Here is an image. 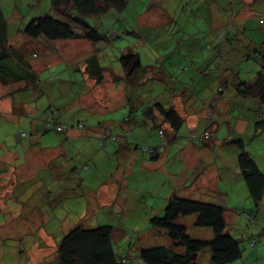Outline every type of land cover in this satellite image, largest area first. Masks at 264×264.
Returning <instances> with one entry per match:
<instances>
[{"label": "trees", "instance_id": "obj_1", "mask_svg": "<svg viewBox=\"0 0 264 264\" xmlns=\"http://www.w3.org/2000/svg\"><path fill=\"white\" fill-rule=\"evenodd\" d=\"M40 1L22 0V2L18 3L14 0L8 4L7 10L0 4V87L9 88L6 94L10 97L13 105L21 102L26 104L27 100L25 97L21 96L18 98L15 97V94L23 93L25 95V93H31L35 97L38 93L37 96L40 97L44 92V81L49 82L47 83L48 85H52L53 83L51 82L56 81L59 84H67L68 89L66 91L75 93L74 99L77 101L76 103L80 104V101L90 93H93L96 87L102 86L109 80L114 91L121 93L123 97V102L119 106L114 105L112 112L118 109L124 111V117L122 118L124 130L120 132L118 127H113L114 129H112L110 123L114 121L102 120V115L98 114V111L89 108L85 109L88 115L91 116L90 126H87L82 120L74 122H66L67 120H64L65 122L61 123L62 114H59V108H54L52 103H50L48 106L43 107V110L40 109L42 110L40 115L44 117L43 124H35V120L31 119L26 124L32 127V133L29 127L27 129L29 133L25 131L27 126H25V129L16 130V133L22 136L24 141L30 142L32 146L29 149L32 150L33 146H36L30 139L32 134H40L49 139L52 135L65 137L72 131L84 132L88 128L101 127L96 138V147L105 149L107 142L118 143L121 146L126 145L130 148V144H132L135 150L131 148V152L140 154V160L133 158V162L138 166V161L141 163L143 159L147 166L155 165L157 168H145L150 170V175H153V178L151 177L152 180L158 183L156 188L159 186L162 190L164 185H167V188L163 197L155 205L149 206L153 212H149L151 215L146 214L148 216L146 217L147 221L142 217V222L145 221L151 230L157 231L162 235L164 241H159V244L162 245H157V243L154 244L155 246L153 244H145L146 247H139L138 255H131L133 253L132 247L128 243L126 251L123 255H120L113 248L116 231L110 224H98L92 228H85L80 224L73 225L57 239L53 237V232H48L41 224L40 234L44 233L54 239L55 248L48 256L39 258V255H35L38 257L35 258L36 261L33 263L27 257L28 262L26 264H133L135 258L138 259V264H199L198 255L202 251L209 253L210 264H235L238 261H240L238 264H259L257 261L250 260L253 252H247L246 246L251 250L259 247V235H255L257 236L255 237L252 235L253 233L249 235L247 233L249 230V232H254L251 228L259 225L258 217L264 211L262 209L264 207V161L262 160L264 153L259 154L256 158L252 157V154L256 151L254 148L255 143L253 142L261 139V135L258 134L257 130H264V115H262L264 112L260 113V118L253 123V126H250L253 131L248 130L247 135L244 132L235 133L233 131L227 137L228 139L231 138L228 145L232 149L236 148L235 150H237V152L234 150L235 153L230 150L228 154L231 155L230 161L234 158L238 172L237 177L240 180L235 184L232 183V180L228 182L226 179L229 176L232 178L231 173L233 171L231 169L226 173L225 184H230L231 188L230 190L227 189L223 197H226L229 202L236 201V203L233 206L230 203L229 205L231 206L227 208L222 201H206L204 198L196 196L199 188L192 189L200 178L199 170L195 168V164L191 166L192 168L183 167L182 162L176 157L178 156L177 150L185 148L182 149L184 152L190 147L188 149L189 152L196 151V149L201 154L203 152V155L207 157H201L199 163H202V161L207 163L209 160V164H211V162L216 161V157L211 155V152L215 151V149L211 150V148L217 146L219 141H215L216 139L213 138L214 132L211 133L210 129L215 128V125L218 129L219 124L211 125L212 123L209 122V126L206 127L204 132V138H207L206 142L203 141L205 144L200 141L198 145H191L190 138H196L197 136L192 131L190 138L183 137L188 141L182 139L183 143L181 142L179 146L178 137L186 118L181 117L175 109V104L172 100L167 101L165 98V102H160L157 95L152 96L154 91L153 84L156 82V78H163L164 73L174 82L177 75L167 74V69L162 68L163 72H158V75L155 76L154 67L142 64L138 53L128 54L126 52V54L121 56L120 61L123 67L121 72H116L115 68L110 66V62H108L109 54L106 52L104 43L109 44L114 38H118L119 35L117 33L122 34V31L139 37V35L134 33L135 30H138L134 25H130L132 27L130 30L132 31H129L127 26L124 25L125 23L123 25L120 23L119 27L116 28H113L111 24L121 19L120 15L127 7L128 0H45L44 7ZM263 1L194 0L191 6L196 7V9L205 8V16H208V20L206 19L208 22L206 30L210 35L207 40L210 45L207 43L204 45L203 54H205L206 48L209 47L208 51L212 54V57L209 56L210 58H207L205 55L203 57L204 60L228 58L227 49L230 44L234 47L240 46L242 50L246 49L245 51L250 52L249 54L247 52V54L242 53L241 55L238 52L239 61L243 62L253 59L259 64L255 78L251 82L237 77V80L233 83V89L237 96L256 98L257 104L262 105H264V6L261 8L260 4ZM28 9L37 10L38 14L30 17L31 14L29 13L31 10ZM24 10L26 12H23ZM6 12H9V16L12 17L7 19ZM22 18H27L22 29L14 30L9 34L7 22L11 20L9 24L13 25V20L19 21ZM97 20L109 24L108 27L103 28L101 31L93 28L91 22L97 24ZM193 31L194 33H197V31L201 32L195 28ZM250 35H254L255 38L252 39L253 36L251 38ZM16 37H19V39L15 41V44H12L14 41L12 39H16ZM79 42L84 45L87 44L89 50L84 54L76 55L72 51V44ZM175 48H180V44L176 41L173 44V49ZM180 51L182 50L180 49ZM52 57L62 60L64 66L60 68L62 71L64 69L67 72V79L57 78L56 76L59 73L53 74V78L40 79L39 73L33 68L34 64H36L35 61L39 58L38 61L41 64L43 59ZM208 63L210 64V62ZM40 73H44V71L42 70ZM176 74H180V72ZM170 76L173 78L171 79ZM183 84L184 82H182ZM15 85L17 87L13 91L11 86ZM183 88L173 91L172 96L179 94L178 91ZM144 90L146 91L143 93ZM164 94L161 95L164 96ZM28 97L30 99L28 102H32L33 98L31 96ZM73 100L70 106H73ZM64 107L65 110L68 109L66 105ZM208 109L210 112H207L205 124L207 120L212 119V104ZM260 109L264 110L262 106H259L256 111H260ZM23 110H20L21 117L27 116L22 113ZM247 110L250 114L255 112L254 108H248ZM125 112L128 113L125 115ZM63 116L66 117L65 112ZM66 118L69 119V117ZM117 121L119 122V119ZM137 127L149 132L152 131L153 136L148 137L147 142L139 143L141 140H146V136L139 138L138 133H131ZM217 129H215V132ZM143 133L147 134L146 131ZM250 134L253 141L250 142V149L246 151L245 145L247 142L241 136ZM154 140L155 143H153ZM261 141L262 139L256 145L258 150L260 149ZM212 143L215 145H212ZM41 147L42 145H40ZM29 149L26 151H29ZM165 151L167 152L165 153ZM65 153L60 154L62 162L66 159L63 162L64 164L57 165V168H66V164H71V173L82 171L84 168L86 173L88 170L90 171V166L85 165L82 161L79 163L68 162V156L64 157ZM69 153L67 151L66 155H69ZM124 153L123 155L125 156L126 152ZM174 164L178 166L170 167ZM99 165L105 166L104 169H100L98 173L96 170H92L89 174H99L101 175V180L86 184L84 187L80 184L81 181L75 184V187L80 191L77 198L83 202L81 205L89 209H91L90 205L95 206L98 211L103 212H106L105 209L107 208L116 206L119 211L130 210L128 212H131L138 220L137 216L142 215L139 212V208L137 211L131 210L132 207L130 209L128 205L124 204L125 198H127V196L123 197L124 191H127L125 194H129V185L123 179L124 175L128 174L126 170L121 172V175L118 176L119 180H117L115 174L120 171L119 169L114 173V169L106 167L107 164ZM38 167H40V176L43 173L50 176L52 165H38ZM225 170H227L226 166ZM66 171L67 169L62 172L66 173ZM3 172V170L0 171L1 177L5 176L4 174L2 175ZM166 173L171 174L167 175ZM155 174L159 176V180L154 178ZM63 175H59L61 176L58 177L59 180L63 181L71 178L62 177ZM173 177H177L175 178V186L179 190L186 189L189 192L179 193L174 190L172 186ZM79 180L82 179L79 178ZM0 181L6 183L5 180ZM131 185V188H134L132 182ZM48 188L45 186L43 193L40 194V206L49 205L48 201L46 204L44 202L48 198L49 201L54 199L51 205L58 208L59 206L55 205L54 201L63 198L66 191L59 185L56 188V192H50ZM156 188L154 187L153 190L155 191ZM98 190L102 191V195H104L102 200H95L98 196ZM154 191L148 192L146 196L154 194ZM50 196L52 198L49 199ZM109 196L112 197L110 198ZM234 196H236V200H234ZM88 197H91L97 203L92 202ZM142 202H146L144 198ZM69 212L71 213V210ZM21 214L26 216L23 212ZM229 214L233 217L237 216V220L233 222ZM229 218L231 219L230 222H228ZM93 221H95V216L92 219ZM73 222L74 224L76 223V218L73 219ZM243 223L250 225L249 230L246 228V231L243 232V227H240ZM30 227L29 225L27 232L29 235L32 234L30 236L31 243L28 248L17 247L16 250L19 254L24 252V254L29 255L35 245L44 247L43 242L39 241L37 228L32 227L31 229ZM198 235L201 237H198ZM120 238L122 240L123 237L120 236ZM262 249V256H264V248ZM246 253H248L247 258Z\"/></svg>", "mask_w": 264, "mask_h": 264}, {"label": "rangeland", "instance_id": "obj_2", "mask_svg": "<svg viewBox=\"0 0 264 264\" xmlns=\"http://www.w3.org/2000/svg\"><path fill=\"white\" fill-rule=\"evenodd\" d=\"M13 1L14 0H0V4L3 8H5V10H7L8 4ZM16 2L19 3L22 2V0H16ZM193 2L194 0H128L127 7L120 15L121 19L117 22H112L111 24L113 28H116L119 27L120 23H122V25L125 23L124 25L127 26L129 31H132L130 30L132 29L130 25H134L138 29L135 30L134 33L139 35V37H136L132 33L126 34L122 31V34L117 33V35H119L118 38H114L109 44L104 43V45L106 52L109 54L108 62H110V66L115 68L116 72H121V70H123L120 58L123 54L128 52V54L138 53L142 64L153 66L156 73L155 76L158 75V72H163L162 68L167 69V74H173V76L177 75L174 82H172L164 73L163 78H156V82L153 84L154 91L152 96L157 95L160 102H165L166 98L167 101L172 100L174 103H177V101L178 103H185L184 107L186 113L188 114V118L184 121L178 137L179 146L181 144L180 137L181 140H185L183 137L190 138L193 129V133L197 136L196 138H190V144L198 145V142L200 141L206 142L207 138H204V132L206 131V127L209 126V122L212 123H210L211 125L219 124L218 131H216L213 135V138L217 139L219 143L216 148L215 146L211 148V150L215 149L216 151V161L211 162V164H209V160L207 163L204 161L199 163L196 156L199 150L196 149V151L193 150L189 152V154L192 155L190 156L192 158H188L185 165H187V168H192L189 166L195 164V168L199 170L200 178L192 188H199L196 196L204 198L206 201L210 202L222 201L228 208L231 206L229 204L232 202H229L228 199L223 196H225L227 189L230 190L231 185L225 184V166L230 171V165L234 161V158L230 161L231 155L228 153H230V150H233V153H235V151L237 152V150H235L236 148L232 149L230 145H228L231 140V138H227L228 134H231L229 126L231 127V125L235 122L234 124H236L241 130L246 127V122L244 125H242V123L244 117L249 113L247 110L249 107H243L242 104H246V106L250 105V107L253 108H257L258 106H262V108H264V105L262 104L254 106V102H257L256 98L237 96L234 93L233 83L237 80V77L248 82L252 81L254 78L253 73H256L259 68V64L253 59H249L247 62H241L237 58L233 59L232 57L227 59L212 58L210 60H204L203 57L205 55L207 58L209 56L212 57V54L208 51L209 47L206 48L205 54H203L204 45L206 43L210 45V42L207 41L210 35L206 30L208 16H205V8L201 7L196 9V7H191ZM40 3L43 7L45 6V0H41ZM260 5L262 8L264 6V1ZM23 12H26V10ZM29 14H31L30 17H32L37 15L38 12L37 10L32 9ZM5 15L7 19L12 17L9 16V12H6ZM26 20L27 18H22L19 21L13 20V25L9 24V22H11V20H9V22H7L9 34H11L14 30L18 31V29H22ZM96 22L97 24H95V22H91V25L98 31H101L103 28L105 29L109 25L98 20ZM194 28L200 30L201 32L197 31V33H194ZM252 36L251 38L254 39V35ZM18 39L19 37L12 39L14 40L12 44H15V41ZM175 41L180 44V48L173 49ZM180 41L182 42L180 43ZM180 49L182 51H180ZM88 50L89 46L87 44L84 45L80 42L72 44V51H74L76 55L84 54ZM211 52H213V50H211ZM242 53L247 54V51ZM38 60L39 58L35 61V63ZM208 62H210V64ZM62 66H64V63L61 61V63L45 70L44 73H39L40 79L44 80L49 79L50 77L53 78V74L56 75L55 73H59L56 76L57 78L67 79V72L64 71V69L62 71L60 68ZM253 68L255 69L254 72H252ZM177 72H180V74H176ZM69 74L71 75V73ZM172 78L173 77H171V79ZM44 82V92L40 95V97L37 95L33 97V94L31 93H25V95L23 93L15 94V97L19 98L23 96L27 100L25 105L21 104V106H19L24 109L22 113L27 116L21 117L20 110L14 113V115L11 114L12 112L9 113L10 115L8 117L0 114V157L9 152H15L13 154H9H11L14 158L16 157L12 161L14 170L12 172L9 171L11 172L10 175H7V171L5 176H3L5 178L0 176V180L6 181V183L0 181V264H26L28 262L27 257H29V261L33 263L36 261L35 258L38 257L35 255H39V258L48 256L55 248V241L44 233L40 234L41 224L45 230L53 232V237L56 239L66 233L71 227H73V225L80 224L85 228H92L98 224H110L116 231L114 234L116 235V238L113 241V248L115 252L120 255H123L126 251L128 243L132 247L133 253H131V255H138L137 253L139 247H146L145 244L154 245L157 243V245H162L159 244V241H164L162 235H160L157 231L151 230L145 221L142 222V217L146 219V217H148L146 214L151 215L149 212L153 211L149 208V206L155 205L156 202L163 197L167 185H164L162 190L159 186L156 188L158 183H155V180H152L153 175H150V170L145 167L140 168L135 164V162H133L132 158L130 159L126 155L124 156L120 153L109 152L110 154L108 155L106 148L110 146L109 142L105 144V149L96 147L97 139H91L88 137L84 138L82 141L73 142L72 144H70V142H65L63 145H65V150L70 152L68 155V162L74 161L79 163L82 161L85 165L90 166V171L96 170L98 173L100 169H104L105 167L99 164H107L106 167L114 169V173H116L117 169L120 170L115 174V177L119 180L118 176L121 175V172L126 170L128 174H125L123 179L124 182L129 185V194H125L127 191H124L125 193H123V197L125 198L127 196L124 204L128 205L130 209L132 207L131 210L137 211L139 208V212L142 213V215L139 217L137 216L138 220L136 219V216L131 214V212H128L130 210H124L125 212L119 211L116 206H114V208L105 209L106 212L98 211L95 206H91V209L87 207H85V209L83 208L81 205L83 202L77 198L80 191L75 187V184L81 181L80 184L84 187L86 184H92L96 180H101V175L89 174L90 171L88 168L87 173L85 168L82 171L80 170L79 172L75 171V173H71V164H66V168L62 167V170L67 169L66 173H58L61 170V167H59L55 169L54 172H57L59 175L64 174L62 177H71L68 180L64 179L61 181L59 178L57 179V174H50V176H48L43 173L40 176L39 167L32 164L36 161L35 159L31 158L30 161H26V158H30L28 153H37V146L40 142H38V145L33 147L36 150H31L29 148L32 145H30V142L27 140H22L21 142L17 141L18 139L14 140L13 136L16 135L15 131L16 129L18 130L19 127H22V124L25 121L28 123L31 119L33 121L35 120V124H43L42 121L44 117L40 115V113L43 110L42 108L48 106L50 103H52L54 108H59V114H62L61 123L65 122L64 120H67L66 122L82 120L87 126L91 125V116L88 115L85 106H81L82 104L80 105L76 103L77 101L74 99L76 96L75 93L73 94L66 91V89H68L67 84H59V82L52 81L51 83L53 84L48 85L47 83L49 82ZM182 82H184L183 85ZM105 84L95 89V91L93 90V93L86 96L87 104L92 105L91 101L100 102L101 105L106 104L107 100L111 98V94L108 93V90L105 88ZM182 87L184 88L178 91L179 94L172 96L173 91H177ZM6 91L7 88L0 87V101L1 98L5 97L3 94ZM145 91L146 90H144L143 93ZM228 93L234 94L235 97L232 96L229 98ZM161 94H164V96ZM28 96L33 98L32 102H28L30 101ZM187 98L188 101L186 102ZM72 100L73 106H70ZM211 104L213 108V116L212 119L207 120V123L205 124L206 116L208 114L207 112H210L208 108ZM226 104H233L234 108L231 112H228V109L223 107ZM65 105L66 108L70 110H65ZM113 105L118 106L119 103L116 102ZM188 105L191 109L193 107L192 111H187ZM64 112L66 117H69V119L63 116ZM123 112L124 111L118 109L105 116L102 115L101 119L114 121L113 123H110V127H112V129H114L113 127H118L119 130V122H122V118L124 117ZM263 112L264 110L260 109V113ZM127 113L128 112H125V115ZM39 115L40 118L38 119ZM262 115H264V113ZM183 116L184 118L186 117L184 112ZM117 119H119V122ZM19 121L21 122L18 123ZM213 129L214 128L210 129L211 133H213ZM144 131H146L147 134L143 133ZM234 132L236 133L235 129ZM247 132H245L246 135ZM257 132L259 135L264 137V130H257ZM131 133H138L139 137L146 136V140H141L139 143L144 141L147 142L148 137L153 136L152 131L149 132L141 127H137V129L131 131ZM241 137L247 142L245 147L246 151H248L250 149V142L253 141L252 135H242ZM42 138L47 140L45 136H42ZM260 140L261 139H257L256 142H253L255 143L254 148L256 150V152L252 154V157L254 158L260 154L258 148L256 147ZM153 143H155V140ZM116 145L117 144H113V148ZM130 146L134 149L132 144H130ZM260 147L262 149V153H264V139L261 141ZM28 149L29 151H26ZM166 152L167 151H165V153ZM49 154L51 155H48V158L52 155L54 156L52 153ZM262 160L264 161V154L262 155ZM49 163L50 162H48V164ZM177 166V164H174V167ZM3 167L4 163L0 161V171L3 170ZM170 167H172V165ZM25 170L35 171L37 173L33 174L30 179L24 180L25 175L23 172ZM217 171L219 174H216ZM79 178L82 180H79ZM154 178L157 180L160 179L157 174L154 175ZM175 178L177 177H173L172 179V186L174 187V190L179 193L189 192L186 189L179 190L178 187L175 186ZM205 178L206 181H204ZM53 180L55 181L53 182ZM131 182L134 184V188H131ZM58 185L66 191L63 198H59L54 201L55 205L59 207H53L51 202L54 199L49 201L48 198L44 202L46 204L48 201L49 205L40 206V194L43 193V188L47 186L49 187L48 189L50 192H56ZM154 187L156 188L155 191L153 190ZM124 188H126V186H124ZM152 191H154V194L146 196L148 192L151 193ZM97 194L98 196L95 200H102V197L104 196L102 195V191L98 190ZM109 197L111 198L112 196ZM50 198H52V196H50L49 199ZM89 198L92 202L97 203L91 197ZM143 198L146 202H142ZM69 210H71V213ZM75 211H77L76 214L78 216L75 214ZM21 212L25 213L26 216L22 215ZM94 216L95 221L92 222ZM229 217L233 219L231 214H229ZM75 218L76 223L74 224L73 219ZM230 218L228 219V222L231 221ZM42 221H45L46 223H42ZM29 225L31 226V229L32 227L37 228L39 232V241L41 240L43 242L44 247L35 245L29 255L24 254V252L19 254L16 250L17 247L28 248L31 243L30 236H32V234L29 235L27 232ZM262 225L263 224H259L258 227H252L251 229L254 232H249L250 225L248 223H243L240 227H243V232H245L247 228L249 230L247 234L249 235L253 233L252 235L255 236L263 233L260 231L262 230ZM125 231L127 232L125 233ZM120 236L123 237L122 240ZM198 237L201 236L198 235ZM252 252L253 254L250 260H254V262L257 261L259 264H264V256L260 257L256 255L257 248L255 252L252 249ZM247 254L248 253H246V258L248 257ZM198 262L199 264H210L209 253L207 251L200 252L198 255ZM239 262L240 261L235 264H238ZM133 264H138L137 258H135Z\"/></svg>", "mask_w": 264, "mask_h": 264}, {"label": "crops", "instance_id": "obj_3", "mask_svg": "<svg viewBox=\"0 0 264 264\" xmlns=\"http://www.w3.org/2000/svg\"><path fill=\"white\" fill-rule=\"evenodd\" d=\"M231 48H233V49H231ZM234 49H236V50H238V51H235ZM246 50V49H245ZM245 50H242V48L239 46V47H234V46H232V45H230L229 44V47H228V49H227V54H228V58H233V59H235V58H237L238 60H239V55H241L242 54V52H244ZM239 52V53H238ZM248 52V54L250 53L249 51H247ZM239 55H238V54ZM76 54V53H75ZM227 59V58H226ZM62 60H59L57 57H52V58H49V59H43V61H42V63L40 64V61H37L36 62V64H34V69L36 70V72H38V73H40L42 70L43 71H45L46 69H49V68H51L52 66H54V65H56V64H59L60 62H61ZM243 62H247V60H245V61H243ZM254 68L252 69V72H254ZM254 74V76H255V73H253ZM255 78V77H254ZM253 78V79H254ZM251 82V81H250ZM16 87H17V85H15V86H11V88H12V90L14 91L15 89H16ZM98 87H96L95 89H97ZM105 88L108 90V93H110L111 95H110V99H108L107 100V102H106V104H104V105H101V103L100 102H97V101H91L92 102V105H90V104H87L86 103V97L85 98H83L81 101H80V104H82V106H85V108H89V109H91V110H95V111H98V114H101V115H105V114H108V113H110V112H112V110H113V108H114V103H119V105L123 102V97H122V95H121V93H118V92H116V91H114V89L112 88V86H111V84H110V82H109V80H107L106 81V84H105ZM223 89V88H222ZM7 90H9V88H7ZM8 93H10V92H8ZM183 93V92H182ZM186 94V93H185ZM197 94V93H196ZM6 94V92L4 93V96L5 97H3L2 99H1V110H0V114H2V115H4V116H9L10 114L9 113H11L12 115H14V113H16L17 111H18V109H20V110H23V108H20V107H18V106H21V104H22V102L21 101H19V102H21V103H17V104H15V105H13V103H12V101L10 100V97ZM37 95H38V93H37ZM228 95H229V98L230 97H235L234 96V94H231V93H228ZM188 101V98L186 99V102ZM175 104V109L179 112V114L181 115V117H184L183 116V112H184V114H185V118H188V114L186 113V111H185V103H178V101H177V103H174ZM23 105H25V103L23 102ZM118 105V106H119ZM94 106V107H93ZM242 106L243 107H249V109L250 108H253V107H250V105H247L246 106V104H242ZM254 106H258L257 105V102H254ZM93 107V108H92ZM224 108H226V109H228V112H231V110L234 108V106H233V104H226L225 106H223ZM189 108V109H188ZM188 108H187V111H192L193 110V107H192V109L189 107V105H188ZM255 110V112L252 114H250V113H248L245 117H244V120H243V123H242V125H244L245 124V122H246V127L245 128H243L242 130L240 129V128H238L237 127V125L236 124H234L233 123V125H231V127L229 126V128H230V130H231V132H233L234 131V129L237 131L236 133H242V132H247L248 130H252V129H250V126H253V123L254 122H256L259 118H260V111H256V110H258L259 109V106L257 107V108H254ZM14 111V112H13ZM241 112H243V111H241ZM18 121V120H17ZM21 121H19L18 123H20ZM25 126H27L26 127V129H25ZM28 127H29V130L31 131V133H32V131H33V129H32V127L31 126H28L27 124H26V121L22 124V127H19V129H22V128H24L25 129V131H27V129H28ZM119 127H121L119 130H120V132H122V130H124V127H123V122H119ZM101 129V127L99 128V127H94V128H88L86 131H84V132H76V131H72L70 134H68L67 136H65V137H63V136H61L60 137V135H52L51 137H49V139H43L42 138V135H40V134H32V135H30V139H32V143L35 145H38L39 143L38 142H40V144L37 146L38 147V149H37V153H28V155H30V158L28 157V158H26V161H30L31 160V158L32 159H35L36 161L34 162V163H32L33 165H35V166H37L38 167V165H43V164H45V165H43V166H47L48 165V162H50L49 163V165H52V171H51V174L52 175H54V174H57V179H58V177H61V176H59L58 175V173H60V172H62L63 170H62V167H61V170L57 173V172H54V170L55 169H57V165H62V164H64L61 160H60V154H63L64 152H66L65 153V156L64 157H66V156H68V155H66L67 154V150H65V145H63L65 142H70V144H72L73 142H78V141H82L84 138H86V137H88V138H91V139H96L97 138V135H98V133H99V130ZM215 129H217L216 128V126H215V128L213 129V132L215 133ZM17 130V129H16ZM192 131H194V129L192 130ZM217 131H218V129H217ZM253 131V130H252ZM16 132V131H15ZM28 132V131H27ZM35 132V131H34ZM29 133V132H28ZM37 133V132H36ZM14 137V140H17V141H22L23 140V138H22V136H19L17 133H16V135L15 136H13ZM87 138V139H88ZM140 138V137H139ZM260 138L263 140L264 139V137H262V135L260 136ZM49 140V141H48ZM215 140V139H214ZM180 141H181V139H180ZM215 141H217V139L215 140ZM182 143H183V141H181ZM110 143V146L109 147H107L106 148V150L108 151V155L110 154V153H120V154H125L124 152H126V155L131 159H137V160H140V154L138 153V152H135V153H132L131 152V148L130 147H128V146H126V145H119L118 143H116L117 145L113 148V144H115V143H111V142H109ZM202 144H205V143H203V142H201ZM215 143V142H214ZM214 143H212V145H215ZM40 145H42V147L40 148ZM93 145H95V144H93ZM34 147V146H33ZM215 147H217V146H215ZM3 148V147H2ZM7 148V147H6ZM190 147H188V149H189ZM112 149V150H111ZM176 149H179V148H176ZM185 149V148H184ZM187 149V150H188ZM32 150H36L35 148H33ZM186 150V151H187ZM89 151L91 152V150L89 149ZM178 151V156H176L177 157V159L180 161V162H182V164H183V167H187V165H185V162H187V160H188V158H192V157H190V156H192V155H190L189 154V151H184L183 152V150L182 149H179V150H177ZM110 152V153H109ZM256 152V151H255ZM259 152H260V154H262V149H261V147H260V149H259ZM9 153H11V152H9ZM9 153H5L3 156H1L0 157V161H2L3 163H4V167H3V173H2V175L4 174L5 175V173L7 172V170H8V173H7V175H10V173L14 170V168H13V163H12V161L16 158H14L11 154H13V153H15V152H13V153H11V154H9ZM49 153H52V154H54V156L52 155L51 157H49L48 158V155H51V154H49ZM130 153V154H129ZM195 153V152H194ZM203 153V152H202ZM56 154V155H55ZM70 154V153H69ZM214 154H216V152L215 151H213V152H211V155L212 156H215V157H217L216 155H214ZM131 155V156H130ZM209 155V154H208ZM196 156H197V158H198V160L202 157V156H204V155H202L200 152H198V154H196ZM205 158L207 157V156H204ZM20 158V157H19ZM62 158V157H61ZM203 158V157H202ZM5 160V161H4ZM45 161V162H44ZM62 162V163H61ZM43 163V164H42ZM138 163H139V167H141V166H144V167H150V168H152V169H154V168H157L155 165L154 166H152V165H149V166H147V164L145 163V161L142 159V162L140 163V161H138ZM174 165H172V167H173ZM189 167H191V165L189 166ZM230 168L232 169V173H231V176H232V178L229 176L226 180L228 181V182H230L231 180H232V183L233 184H235V183H238V181L240 180V178L239 177H237V166H236V163L233 161L232 162V164L230 165ZM38 169H40V167L38 168ZM230 169V170H231ZM9 171H11V172H9ZM229 172V170L227 169V170H225V173H228ZM24 175H25V178H24V180H28V179H30V177L35 173V171H29V170H25L24 172ZM63 173V172H62ZM167 174V173H166ZM169 174H171V173H168L167 175H169ZM216 174H219V172L217 171V173ZM27 176V177H26ZM207 178V177H206ZM206 178L204 179V181H206ZM55 180H53V182H54ZM47 194V193H46ZM134 197V196H133ZM89 198V197H88ZM236 198V196H234V200H236L235 199ZM236 203V201H232V206L234 205ZM89 207H91V205L89 206ZM83 208L85 209V206H83ZM263 210H264V207L262 208ZM88 211V210H87ZM76 212V211H75ZM235 220H237V216L236 217H233V222L235 221ZM258 224H263L262 226L263 227H261V229L262 230H260V231H262L263 233L262 234H259V237H258V239H259V243H258V245H259V247L257 248V252H256V255L257 256H260V257H262V255H263V249L262 248H264V211H263V214L261 215V216H259L258 217ZM42 223H45L44 221H42ZM259 225H257V227H258ZM257 237V236H256ZM246 250L247 251H252L251 249L249 250L248 249V247L246 246ZM253 251L255 252L256 251V249H253Z\"/></svg>", "mask_w": 264, "mask_h": 264}]
</instances>
